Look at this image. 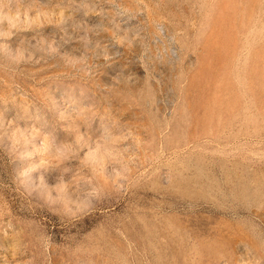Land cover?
Segmentation results:
<instances>
[{
  "label": "rangeland",
  "instance_id": "obj_1",
  "mask_svg": "<svg viewBox=\"0 0 264 264\" xmlns=\"http://www.w3.org/2000/svg\"><path fill=\"white\" fill-rule=\"evenodd\" d=\"M0 264H264V0H0Z\"/></svg>",
  "mask_w": 264,
  "mask_h": 264
}]
</instances>
